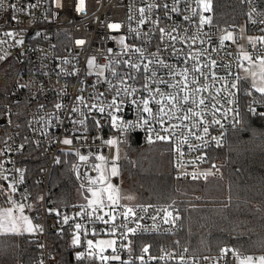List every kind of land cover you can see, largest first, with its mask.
Listing matches in <instances>:
<instances>
[{
    "label": "built area",
    "instance_id": "built-area-1",
    "mask_svg": "<svg viewBox=\"0 0 264 264\" xmlns=\"http://www.w3.org/2000/svg\"><path fill=\"white\" fill-rule=\"evenodd\" d=\"M237 1L244 11V17L240 22L219 24L209 22L201 25L200 16L209 18L210 12H204L197 5L196 0H179L176 4H173V0H84L83 11H77L79 0H59V3L57 0H3L0 5V41L6 42L0 43V54L4 53L12 58L16 69L6 93L7 102L0 118V124L7 129L0 149V165H3L0 167V173L8 177L7 180L0 178V181L9 198V204L16 207L24 205L22 214L29 216L32 220L35 231L31 234L39 241L41 249L38 264H57L56 259L49 252L47 236L49 232L60 233L65 228L71 233V244L75 234L81 236V244L72 245L77 247L79 254L82 253L83 256L90 258H95L96 249L92 250L93 256L88 255V239L96 243L100 237H113L116 241V251L106 248L103 254L119 255L120 260H109L106 264H235L238 259L232 251L227 252L226 255L225 252L207 253L200 259H193L184 250L167 247L165 241L158 239V236H167L180 229L179 215L169 206L156 204L128 206L120 201L119 205L111 207V214H109L116 216L117 219L104 224L101 221L89 220L85 213L92 210L81 208L82 210L77 209L71 213L66 211L57 213L47 204V188L51 169L56 165L60 155L70 157L72 177L79 190L97 187L90 185L86 178H78V176L83 177L87 173L89 177L95 178L98 175L91 170L93 163H99L95 160L96 155H105L111 159L118 152L119 159L116 163L120 167V161L124 157L123 143L137 137L145 141H149L151 137L152 141L168 144L172 171L177 181L202 182L220 179L222 176L220 167L212 163L209 151L222 146L227 133L240 123L239 90L230 89L229 86L232 82H236L239 86V64L246 65L248 62L243 58L245 54L252 55L254 60L264 55V51H261L264 50V43L260 42V38L264 37V9L260 5V0ZM156 3H168L180 11H169L163 23H160L162 16L160 8L147 11L148 5ZM13 4L23 10L17 11L11 7ZM140 8L146 9L144 24L139 22ZM193 9L197 15L192 14ZM130 16L131 19H129ZM185 16L188 19H185ZM110 24H119L120 28L111 29L108 27ZM159 27L165 28L166 33L171 32V35L176 36L177 39L173 41L169 35L165 34L161 44ZM174 27L175 31L172 30ZM129 29L136 31L130 32ZM152 29L157 30L150 31ZM241 29L246 35L256 34V42L244 46L239 34ZM9 31L15 34V39L3 35ZM38 32L39 35H37ZM145 32L149 33L150 40L144 35ZM228 33L232 34V39L225 40L221 45L222 37ZM120 36L125 37V44H128L130 48H142L143 55L131 50L125 55L122 46L117 43ZM19 39L24 40L23 45L15 43ZM78 40H83L85 43L78 45L76 43ZM157 44H161L159 49ZM167 45H173V47H166ZM108 49H112L111 53ZM92 58L95 59L97 67L89 69L87 62ZM129 59L140 65V72L135 73L130 65L123 63L124 60ZM161 60L166 65H171L172 69L161 67L159 64ZM212 61H216V65L213 66ZM146 63L149 64V69L156 70V76L148 79L149 87L152 89L151 97L154 99L143 88L144 79L141 77L150 76V73L143 71V65ZM194 66L199 67L201 71L195 72ZM101 68L104 69L103 76L98 78L97 73ZM186 69L188 88L182 92L180 88L183 86ZM113 70L120 74L134 72L138 80L134 81L124 76L126 85H120L118 78L112 75ZM212 74L221 79L213 80ZM193 78L197 83L192 82ZM108 80L121 87L127 86L130 92L132 88L137 90L131 96L122 93L120 97H115L117 103L121 100L126 103L114 114L121 121H131L133 124H139L140 127L122 133L111 126V118L107 112L100 114L97 109L90 107L92 103L100 106V100L89 99V97H95L97 92H105L109 87ZM161 80L164 83H161ZM22 84L27 86L22 88L20 86ZM171 84L176 87H170ZM205 87L207 91H203ZM157 88L165 95L172 94L178 97L172 102L176 104L175 109H172L168 101L162 99L161 94L156 91ZM196 88L202 90L195 93ZM217 89H220L219 94ZM185 93L189 95L187 103L179 99ZM77 96L84 97L83 103L78 104L80 111L70 113ZM113 97L114 91L108 93L102 100L104 104H107ZM211 97H215V100L210 103ZM199 98L205 99L207 107L201 105L197 108L192 103L193 99ZM145 99L153 110L151 118L140 110L142 105L133 103V101ZM157 100L162 101L169 113L164 117L162 126L155 119L160 107L156 103ZM57 102L68 105L67 109L60 110V120L54 119L51 115L57 111L54 107ZM84 103L89 104V108H85ZM213 103L220 112H227V117L221 116L220 112L212 115ZM189 109L199 112L200 116L192 115ZM173 111L175 116L172 115ZM69 113L73 120H84V124L73 125L68 119ZM184 116L189 118L184 120L182 119ZM101 117H103L102 127H92L94 120ZM139 117L148 120V124H142ZM201 119H205L204 124L200 123ZM213 119H220L223 128L220 125H212ZM173 125H179V127L173 128ZM205 126L209 127L208 135L203 133ZM149 128L153 131L150 132ZM165 128L168 129L167 132L163 131ZM81 129L83 131H78ZM157 133L161 136H169V140H157ZM221 133H223L222 136ZM185 136L190 143L183 142ZM200 136L204 139H199ZM212 136L219 139V145L211 140ZM65 138L72 139L73 143L63 144L61 141ZM108 139L116 140L117 145L108 146L105 143ZM26 140L40 148L41 153L47 158L46 165L38 178L41 186L38 212L34 211L31 194L25 183V166L21 155ZM205 141L208 143L205 144ZM177 146H179V152L176 151ZM80 155H87L88 163L81 162ZM213 165L215 167H212ZM208 172L212 174L205 178L203 173ZM194 173L198 178H193ZM106 174L109 175V172ZM114 181L117 183L118 179ZM9 184L15 188L14 192L8 188ZM127 207L133 208L137 213L136 216L130 217L129 221H125L123 216ZM144 207H147V212L142 210ZM160 209H167L168 212L169 209L173 210L172 218L168 223H164L165 212L159 211ZM18 212L17 209L13 210V213ZM77 213L81 214L77 215ZM95 215H103V213L98 211ZM65 216L69 218L67 224L63 223ZM104 219L109 220V216H105ZM76 223L82 225L79 233L75 229ZM125 223L127 229H135V231L130 232L121 227L114 235L110 233L109 230L114 225ZM122 232L127 233L126 239L121 235ZM147 235L153 238L143 239V236ZM144 247L149 249L147 253L143 252ZM237 254L241 258L252 255L253 260L264 256V253ZM96 261L98 264H105L99 259Z\"/></svg>",
    "mask_w": 264,
    "mask_h": 264
},
{
    "label": "trees",
    "instance_id": "trees-1",
    "mask_svg": "<svg viewBox=\"0 0 264 264\" xmlns=\"http://www.w3.org/2000/svg\"><path fill=\"white\" fill-rule=\"evenodd\" d=\"M264 9V0H260ZM244 17L237 0H212L210 22H240ZM0 118L7 102L16 64L0 54ZM251 92V95L247 93ZM240 123L227 133L225 143L209 151L212 163L219 165L217 180L179 182L174 178L168 144L161 141L128 139L120 161L122 180L142 204L169 206L179 215L180 229L158 236L174 250H184L193 259L225 249L239 254L264 253V94L255 91L248 79H239ZM0 124V149L6 136ZM25 183L34 211H39L41 186L38 178L47 158L41 149L26 140L22 151ZM70 157L59 156L52 167L47 204L57 213H71L81 206L71 173ZM0 181V208L9 205ZM68 229L49 232L48 249L57 264H98L95 258L77 260V247L70 243ZM153 236H143L152 239ZM39 241L31 233H0V264H38Z\"/></svg>",
    "mask_w": 264,
    "mask_h": 264
},
{
    "label": "snow or ice",
    "instance_id": "snow-or-ice-1",
    "mask_svg": "<svg viewBox=\"0 0 264 264\" xmlns=\"http://www.w3.org/2000/svg\"><path fill=\"white\" fill-rule=\"evenodd\" d=\"M2 3H3V0H0V5H2ZM57 3H59V0H57ZM176 3H179V0H173V4H176ZM196 3H197V5L199 7H201L203 9L204 12H211L212 11V0H196ZM11 7L15 8L17 11H22L23 10L22 8L18 7L16 4L11 5ZM32 7H35V5H32ZM157 7L160 8L161 13H162V16H161L160 21H159L160 23H163L164 17H166L168 15L169 11H171V12H179L180 11V9H178L175 6H170L168 3H156V4L148 5L147 11H152V9L157 8ZM83 10H84V0H79V5L77 6V11H83ZM139 12H140V17H141L139 22L141 24H144L146 22L145 21L146 9L145 8H140ZM192 14L193 15H197L195 9H193V13ZM184 18L188 19L187 16H185ZM13 19H15V17H13ZM129 19H131V16L129 17ZM209 22H210V18H206L203 15L200 16V24L201 25L209 23ZM108 27L111 28V29H119L120 25L119 24H110ZM155 30H157V29H152L150 31H155ZM172 30L175 31V27ZM129 31L130 32H135L136 30L135 29H129ZM158 31L161 34V36H160L161 44L163 43V37H164L165 34L169 35L173 41H175L177 39L176 36H172L171 35V32H167L166 33V29L163 28V27H159ZM39 34L40 33L38 32L37 35H39ZM3 35L8 37V38L15 39V34L13 32H11V31L5 32ZM137 35H139V33H137ZM144 35L146 37H149V33L148 32H145ZM193 39H195V37H193ZM231 39H232V34L228 33L227 35L222 37L220 43H221V45H223L225 40H231ZM149 40H150V37H149ZM5 42L6 41H0V43H5ZM250 42H252V41L250 40ZM260 42L264 43V37L260 38ZM15 43L18 44V45H23L24 44V40L23 39H19V40H16ZM76 43L78 45H83L85 43V41L78 40V41H76ZM117 43L122 46V50H123L125 55L129 52V50H131L134 53H140L141 56L143 55V49L142 48H139V47H131L130 48V46L128 44H125V37L124 36H120L118 38V40H117ZM161 44H157V48L158 49L160 48ZM166 47H173V45H167ZM108 51H109V53H111L112 49H108ZM261 51H264V50H261ZM3 58L4 57H0V59H3ZM243 58L245 60L249 61L250 63H254L255 62L252 55L245 54ZM257 59L259 61V73L253 71V72H251V75L254 78L257 75H259L261 84L258 85L256 83V80L253 79L251 87L253 89H255V91H257V92H259L261 94H264V55H261V56L257 57ZM65 63H68V62L65 61ZM123 63L125 65H130L131 69H133L135 73H138V72L141 71L140 65L136 61H132L131 59H129V60H124ZM149 63H152V62L149 61ZM87 64H88V68L89 69L97 67L96 64H95V59L94 58L89 59ZM159 64H160L161 67H168L170 70L172 69V66L171 65H166L163 60L159 61ZM211 64L213 66L216 65V61H212ZM205 67H208V65H205ZM225 67H227V66H225ZM193 70L195 72H200L201 71V69L199 67H195V66H194ZM143 71L145 73H150L149 77H141V78L144 79V83H143L144 90L151 97L152 89L149 87L148 79H150L151 77H155L156 76V70L155 69H149V64L146 63V64L143 65ZM245 71L247 72V71H249V69L245 68ZM103 72H104V69L101 68L100 72L97 73L98 78L100 76H103ZM134 72L120 74V73H117L116 71L113 70L112 71V75L116 76L118 78V80L120 81V85H126V81L124 79V76H127L128 79H131V80H134V81L138 80V77L134 74ZM68 74L71 75L72 73H68ZM174 74H176V73H174ZM184 77H185V79H184V82H183V86L180 88V91H182V92L185 91V89L188 88V84H187V69L185 70ZM212 78H213V80L221 79V77L216 76L215 74H212ZM98 82H99V79H98ZM192 82L194 84L197 83L195 78H193ZM107 83H108L109 87L106 89L105 92H97L95 97H92V96L89 97V99L95 98L97 100H100V106L98 107V105L96 103H92L90 105V107L92 109H97V111L100 114H105L107 112V115L111 118V126L113 128L119 129L122 133L130 132V131H133L135 128L140 127L139 124H133L131 121H121L120 118L117 115L114 114V112L120 111L122 105L124 103H126V101H124V100H121L120 103H117V99L115 97H120L122 93L125 94V95H128V96H131L137 90L135 88H132V90L130 92L129 88L127 86H123V87L118 86L117 84H114L111 80H108ZM161 83H164V81L161 80ZM20 86L23 88V87H26L27 85L22 84ZM169 86L173 87V88L176 87V85H174V84H171ZM229 88L230 89L239 90V86H238V84L236 82H232L230 84ZM201 90H202L201 88H196L194 91H195V93H199ZM81 91H83V89H81ZM113 91H114V97L111 100V102L107 103V104H104L102 98L104 96H106L108 93H111ZM156 91L161 94V97H162L163 100H166V101H168L169 104H171L172 109L176 108V104H173L172 102L177 100L178 97H176L175 95H172V94L165 95L164 93L161 92V90L159 88H157ZM203 91H207V87H205L203 89ZM216 91H217V94H219L220 89H217ZM231 94L235 95V93H231ZM247 94L251 95L252 93L248 92ZM58 95H59V93H58ZM151 98L154 99V97H151ZM179 99H182L185 103H187L189 101V95L187 93H185V95L183 97H180ZM213 100H215V97H211L209 99V102L211 103V101H213ZM83 101H84V97L83 96H77L76 97V102L74 103V105L70 109V113H76V112L80 111V109L78 107V104L79 103H83ZM133 103L138 105V106L142 105V108L140 110L143 111L144 113H147L150 118L153 116V110H152V108H150L148 106V100L145 99V100H141V101H133ZM156 103L158 105H160V107L158 108V111L156 113L155 119L162 126L163 122H164V117L168 116L169 113H168V110L166 109V106L162 103L161 100H157ZM192 103L197 108H199L201 105H204L205 107H207L204 98L193 99ZM83 106L85 108H89V104H87V103H84ZM41 107H43V105H41ZM54 107H55V109L57 111L55 113H51V115L54 117V119L60 120V115H59L60 110L67 109L68 105H64V104H61V103L57 102V103H55ZM109 109H111L113 111H108ZM212 109H213L212 115H215L216 112H220V109L216 108V104L215 103L212 104ZM250 110L255 115L264 117V112L257 113L255 109H250ZM189 111H192V110L189 109ZM229 111H232V109H229ZM70 113L68 114V119L71 121V123L73 125H76L77 123H79L81 125L84 124V120H79V121L73 120L71 118ZM172 115L175 116V111L172 112ZM192 115L200 116V113L192 111ZM220 115L223 116V117H227L228 113L227 112H220ZM102 118L103 117H101V119L94 120V123L92 124V127H102ZM188 118H189L188 116L182 117V119H184V120H187ZM139 119L141 120L142 124H148V120H145L142 117H139ZM204 122H205V119H201L200 120L201 124H204ZM211 124L212 125H220V127L223 128V125L221 124V120L220 119H213L211 121ZM178 127H179V125H173V128H178ZM194 127H195V125H194ZM78 131H83V130L81 129V130H78ZM149 131L151 132V131H153V129L149 128ZM163 131L167 132L168 129L165 128V129H163ZM203 133L205 135H208L209 134V127H207V126L203 127ZM193 135H195V133H193ZM222 135H223V133H221V136ZM77 138H79V137H77ZM198 138L199 139H204L203 136H200ZM156 139L157 140H162V141H168L169 140V136H167V135L161 136V135H159L157 133ZM211 140L215 141L217 143V145H219V143H220L219 139L216 136H212ZM61 142L63 144H65V145H71L73 143L72 139H69V138H65ZM149 142L150 143L153 142L151 137H149ZM183 142L184 143H190L186 136L184 137ZM105 143L108 146H112V147H115L117 145V141L114 140V139H108V140L105 141ZM207 143H208V141H205V144H207ZM176 151L177 152L180 151L179 146H177ZM181 155H183V153H181ZM79 159H80L81 162L88 163L89 157L87 155H80ZM118 159H119L118 152L111 159L109 157L105 156V155H96L95 156V160L99 161V163H93L91 165V170L95 171L98 175L95 178L89 177L87 175V173H85L83 177H79L78 176V178H86L90 185L97 186V187H89V188H87V191L91 193L92 199H89L88 203L86 205H82L81 206V208L85 209V210L88 209V208L92 209L91 212H86L85 213L87 215V217L89 218V220H91L92 222L101 221L104 224H108L110 221H115L117 219L116 216L109 215L108 212H104V209L106 207H112L113 205H119L120 204L121 196H120L119 188L112 184L110 176L106 174V173L109 172V169H110V175L111 176L118 175V166H117V163H116V161ZM56 162L59 163L60 161L57 160ZM0 167H3V165H0ZM212 167H215V165H213ZM17 171H19V169H17ZM211 174H212L211 172L203 173L205 178H207V176H209ZM0 178H2L4 180L8 179V177L7 176H3L2 173H0ZM193 178L194 179L198 178L195 173L193 174ZM21 180H23V176H21ZM81 187L83 188V185H81ZM8 188L12 189L13 192L15 191V188L13 187L12 184H9ZM128 199H131V197H128ZM142 210L144 212H147L148 209H147V207H144ZM18 211L22 214L24 212V205H22V204L19 205L18 206ZM98 211L102 212L103 215H95V213H97ZM159 211H164L165 212L164 223H168L169 220L172 218V213L168 212L167 209H160ZM80 214L81 213H77V215H80ZM136 215H137V213L131 207H127L125 209V211L123 212V216H124L125 221H129L130 217H133V216H136ZM105 216H109V220H105L104 219ZM0 217H2V219H0V232H3V233H18L21 230V227H20L21 223L24 225L23 230L25 232H33V231H35V229L32 226V221L29 220V218L27 216L21 215L19 217H14L13 213H12V209H7L3 213H0ZM93 217H94V220H93ZM152 218L155 219V217H152ZM68 219L69 218L67 216H65L64 219H63V223L67 224L68 223ZM121 227L127 229V224L125 223L124 225H114L112 228H110L109 231H110L111 234L114 235L116 233L117 229L121 228ZM138 227H139V225H138ZM81 228H82V225L80 223H76L75 224V229H76L77 233L80 232ZM127 231L134 232L135 229H127ZM84 235L86 236L87 233L85 232ZM121 235L123 236V238H125V239L127 238V233L126 232H122ZM72 244L76 245V246H79L81 244V236L79 234H75L74 235V238L72 240ZM115 245H116V241L115 240H98L96 243H93V241L91 239H88L87 240V247H88V250H89L88 251V255L89 256H93V251L92 250L96 249L95 258L105 262V264L109 260H114V261L115 260H120V256L119 255L107 256V255L103 254L106 248H111L112 251L115 252L116 251ZM148 251H149V249L147 247L143 248V252L144 253H147ZM229 251H231V249H225L224 250L225 255ZM233 255H237V259L239 260V264H264V256H260V257L257 258V260L254 261L252 256H244V257L241 258L235 252L233 253ZM82 258H83V254L82 253L81 254H77V256H76L77 260H80ZM141 259H143V257H141ZM181 259H183V257H181Z\"/></svg>",
    "mask_w": 264,
    "mask_h": 264
},
{
    "label": "rangeland",
    "instance_id": "rangeland-1",
    "mask_svg": "<svg viewBox=\"0 0 264 264\" xmlns=\"http://www.w3.org/2000/svg\"><path fill=\"white\" fill-rule=\"evenodd\" d=\"M239 34L241 36V42H242V44L244 46L246 44H248V43H255L256 40H257V35L256 34L246 35L242 31V29L239 31ZM250 40L252 42H250ZM254 61H255L254 63H250L248 61L246 65L239 64V70H238L239 72H238V74H239L240 78L248 79L250 85L252 84L253 79L256 80V83L258 85H260L261 84V81H260L259 75H257L255 78L252 77V75H251V72H253V71L259 73V61L258 60H254ZM245 68L249 69V71L246 72L245 71ZM117 166H118V175L111 176L110 175V169H109V176H110V179H111L112 184L114 186H116V187L119 188L120 196H121L120 201H122L123 203H125L128 206H136V205L142 204L141 201H140V199H139V197L136 196V194L132 193V191L129 189V187L124 184V182L122 180V177H123L122 175L123 174H122V172H121L120 167H119L118 164H117ZM115 179H118V182L117 183L114 181ZM77 196H78L77 203L80 206L86 205L88 203V200L89 199H92L91 193L88 192L87 190H78L77 191ZM128 197H131V199H128ZM7 209H12V213H13V210H15V209H17V211H18V207L9 204V205H6V206L1 207L0 208V213H3V211H6ZM80 210H82V209H80ZM86 210L91 211L92 209L91 208H88ZM78 212H80V211H78ZM104 212H108L109 214H111V207H106L104 209ZM21 215H23V214H21L19 212L18 213H13V216L14 217H19ZM25 216H27V215H25ZM27 217L29 218V220H31L29 216H27ZM0 219H2V217H0ZM20 227H21L20 232H25L23 230L24 225L22 223H21ZM33 232H27V233H33ZM0 233H2V232H0ZM98 240H114V238L111 237V236H109V237H103V238L100 237ZM245 256H252V255H245Z\"/></svg>",
    "mask_w": 264,
    "mask_h": 264
},
{
    "label": "crops",
    "instance_id": "crops-1",
    "mask_svg": "<svg viewBox=\"0 0 264 264\" xmlns=\"http://www.w3.org/2000/svg\"><path fill=\"white\" fill-rule=\"evenodd\" d=\"M4 212V211H3ZM255 261V260H254ZM235 264H239V260H237L236 262H235Z\"/></svg>",
    "mask_w": 264,
    "mask_h": 264
},
{
    "label": "water",
    "instance_id": "water-1",
    "mask_svg": "<svg viewBox=\"0 0 264 264\" xmlns=\"http://www.w3.org/2000/svg\"><path fill=\"white\" fill-rule=\"evenodd\" d=\"M169 212H171V213H172V212H173V210H172V209H169Z\"/></svg>",
    "mask_w": 264,
    "mask_h": 264
}]
</instances>
